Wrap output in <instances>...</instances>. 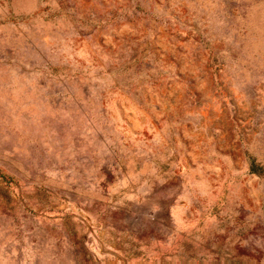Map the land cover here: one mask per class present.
Here are the masks:
<instances>
[{"label": "rangeland", "instance_id": "374dc122", "mask_svg": "<svg viewBox=\"0 0 264 264\" xmlns=\"http://www.w3.org/2000/svg\"><path fill=\"white\" fill-rule=\"evenodd\" d=\"M0 264H264V0H0Z\"/></svg>", "mask_w": 264, "mask_h": 264}, {"label": "trees", "instance_id": "16d2710c", "mask_svg": "<svg viewBox=\"0 0 264 264\" xmlns=\"http://www.w3.org/2000/svg\"><path fill=\"white\" fill-rule=\"evenodd\" d=\"M209 56H210V55H209ZM217 60H218L217 56L214 55V56H213V61H217ZM250 169H251L252 171H256L257 168H256V164L254 163V161L251 162Z\"/></svg>", "mask_w": 264, "mask_h": 264}]
</instances>
